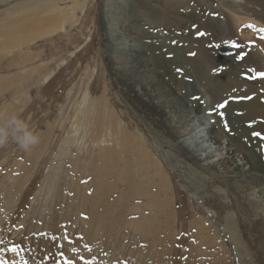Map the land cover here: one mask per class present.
Wrapping results in <instances>:
<instances>
[{"label":"rangeland","instance_id":"obj_1","mask_svg":"<svg viewBox=\"0 0 264 264\" xmlns=\"http://www.w3.org/2000/svg\"><path fill=\"white\" fill-rule=\"evenodd\" d=\"M96 1L19 48L0 36V264H264L258 188L235 189L232 164L201 169L165 117L130 101L131 82L106 61ZM180 21L171 28L190 24ZM144 51L182 105L224 113L218 126L257 152L250 169L264 175V118L248 110L246 87L225 86L221 66L190 71L186 54Z\"/></svg>","mask_w":264,"mask_h":264},{"label":"bare ground","instance_id":"obj_2","mask_svg":"<svg viewBox=\"0 0 264 264\" xmlns=\"http://www.w3.org/2000/svg\"><path fill=\"white\" fill-rule=\"evenodd\" d=\"M89 0H0V36L10 41L2 46L19 48L40 36L64 31L77 22L78 11L83 12ZM97 14L103 30L104 50L107 63L112 66L118 79L131 82L127 97L133 104L140 101L166 118L171 130L185 144L186 153L198 159V166L232 164L237 169L235 189L244 191L249 186L258 188L263 199L255 203L254 216H263L264 175L253 167L247 155L255 157L246 144L242 149L218 126L224 113L207 112L208 104L191 107L182 105V98L165 86L152 72V62L144 49H159L186 54L189 70L200 71L201 64L208 69L223 67L225 86H245V96L250 100L248 110L261 113L264 118V76L256 86L257 68L264 69V0H97ZM206 8L207 12H204ZM92 13L88 10L87 17ZM180 25L190 24L178 31L171 28L177 18ZM143 23H154L155 30ZM251 25V26H250ZM152 36L151 40L144 37ZM240 56V59H236ZM238 66L233 77L229 66ZM250 68L253 82L243 81L241 73ZM216 74L212 76L214 80ZM200 94L208 96L203 91ZM91 106L95 103L91 102ZM106 115V114H105ZM81 126L83 123H80ZM97 128L102 121L96 122ZM245 126V123L243 124ZM207 130V131H206ZM120 131H124L123 128ZM131 140V137H128ZM127 142L124 146H127ZM263 147L264 142L258 141ZM216 158V159H214ZM115 161V160H114ZM112 161V162H114ZM171 167H175L171 165ZM247 185H246V183ZM226 208V206H221ZM234 229L231 228V231ZM207 235L209 232L206 229ZM231 236H235L233 233Z\"/></svg>","mask_w":264,"mask_h":264},{"label":"snow or ice","instance_id":"obj_3","mask_svg":"<svg viewBox=\"0 0 264 264\" xmlns=\"http://www.w3.org/2000/svg\"><path fill=\"white\" fill-rule=\"evenodd\" d=\"M250 26H251V25H250ZM260 31L264 32V28L260 29ZM178 71H179V69H178ZM260 75L264 76V73H261ZM254 134L257 135V136L260 135L259 132H256V133H254ZM86 264H88V262H86Z\"/></svg>","mask_w":264,"mask_h":264}]
</instances>
